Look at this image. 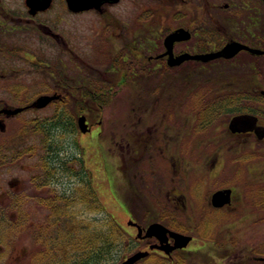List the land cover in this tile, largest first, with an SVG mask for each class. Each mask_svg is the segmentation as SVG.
Listing matches in <instances>:
<instances>
[{"label":"flooded vegetation","instance_id":"obj_1","mask_svg":"<svg viewBox=\"0 0 264 264\" xmlns=\"http://www.w3.org/2000/svg\"><path fill=\"white\" fill-rule=\"evenodd\" d=\"M55 2L51 0L47 7L37 9L34 13L30 11L27 2L26 5L31 15H37L39 12L48 10ZM178 2L187 6L184 12L177 5ZM58 3H61L62 10L68 13L95 11L106 14L99 19H103L108 25L118 24L121 27L125 25V30L129 34L126 33L125 42L117 50L111 52V49L107 48V53L102 54L101 60L104 59L107 62L104 67H97L98 70L95 72L85 71L76 78L70 73L72 65L70 56L64 53L65 48H69V44L63 34L51 33V36L58 40L60 35L64 39L59 45L64 46V50L53 53V56L43 51L36 53L37 50H32L39 54L37 56L33 53L26 54L22 43L16 42L10 46L7 41L2 40L0 35V86L3 84L1 81L4 82L13 69H18L16 64L8 65V60L20 61L23 63L22 66H45L53 77L54 74L56 75V81L50 86V92H42L35 97L29 96L25 101L17 103L19 105L0 104V264H54V247L51 246L50 240L46 241L43 234L36 233V239L33 240L29 253L27 249L23 250L21 255L16 253L18 242L13 241V238L18 237L22 232L23 221L26 222L27 218L38 214L53 216L71 213L81 216L83 215L81 213L86 210L88 169L83 153L80 154L78 161L79 168L75 171V175L79 177L78 187L72 193L70 189L55 190V183L58 184L62 179L60 174L73 173L74 170H70L69 153L59 156V147L54 142L52 130L40 123L38 144L31 145L13 142L7 135H1L6 130L3 118L19 116L25 111L37 110L45 105L41 107L30 105L16 113H8L4 109L29 105L42 94H58V97L49 102L93 105L88 107L91 112L90 117L86 114V109L77 112L76 115L78 117L85 113L90 125L88 132H94L97 136L103 133L104 106L114 103L128 104L129 112L126 117L131 122L129 132L126 135V142L118 144V151L111 154L115 159L113 161L115 165H113L114 168L112 167L113 170L109 171L108 179L113 184L111 193L118 200L119 206L127 212L129 219L136 221L143 228V234L150 222L160 220L153 218L148 222H142L135 213L137 206L131 205L132 200H137L136 196H142L139 190V187L142 189V185L147 188L151 182L152 184L163 183L164 176L160 174L162 171L165 175V170L156 164L155 159L158 157L165 159L166 153L173 147V142L176 150L181 152L183 149L181 125L172 124L175 126V131L168 133L170 125L168 121L176 120V118L178 120L180 116V119L182 117L185 119L187 116L190 121H193L192 138L195 135L197 138L194 139L198 146L205 148L208 153L207 159L199 170L197 166H185L186 159L183 155L176 154L170 167L173 172L168 179L174 182L166 183L167 189L173 187L176 191L182 192L184 191L182 185H187L188 175L205 170L213 182V188L209 193V209L236 213L238 215L234 220L243 221V226L211 225L208 228H210L209 231L211 228L214 230L211 231L212 236L206 238L207 240H199L195 228H173L160 221L169 228L192 235V239L182 247L171 248L174 238L170 234H168V240L162 243L163 247H151L152 244H160L155 235L138 237L133 242L135 246H139L137 250H148V254L138 261L152 257L163 264L165 262L198 264L201 258L200 264H264V241L262 240V227H264V0H228L225 3H219L216 0H157L153 5H147L144 10H140V16H135L134 10H129L124 18L109 15L108 8L119 4L120 0L103 1L98 6L81 10L71 9L67 0H60ZM61 19L63 17L59 13L48 18V21L55 23ZM42 23L45 24V22ZM181 27L188 29L190 36L173 42L171 51L175 56L181 53L198 54L215 51L233 40L240 41L248 47L241 48L232 56H217L209 59L187 57L171 65L166 37ZM216 39L222 40L223 43L216 45ZM153 40H157L159 44L146 45L147 41ZM137 41L138 43L135 44L134 42ZM256 49L261 51L256 52ZM218 59H223L230 65L235 63L234 67L231 66L226 79L207 80L204 83L194 79L197 71L199 73L208 63ZM18 65L21 66V64ZM187 66H190L188 74L192 76V80L188 79L187 74H183ZM73 67L83 69V66L77 63L73 64ZM90 79L92 81H88ZM199 83L205 86L200 87ZM10 85L15 92L22 87L19 82ZM189 99L191 112L189 114L185 112L182 116L178 112V107L180 105L179 109L182 110V103ZM93 112H95L94 115ZM185 130L190 133L188 126ZM200 130L205 131L201 137L199 133H196ZM16 133L19 141L24 140L25 132L22 129ZM190 147L191 145L186 146L188 149ZM25 152L34 159L29 160L30 173L24 181L21 167L27 164L24 162ZM145 161L147 163L143 167L142 164ZM12 168L19 175L8 179L6 173ZM147 170L154 174L151 176V182L148 181L150 178L147 176ZM171 184L172 187H168ZM40 189H47V191L44 194L36 193ZM219 189H229L230 193L222 205H215L212 202V195ZM125 190L134 192L135 195L132 194V198L127 199ZM171 193L168 189L165 193L167 199L176 200L178 197H173ZM185 195L188 202L191 197L189 199L187 192ZM76 200H79L80 211L75 208L72 210L73 202ZM187 204L188 207L187 205L186 207L191 208L194 213L192 199ZM167 207L171 212L163 208L161 212L167 218H172L174 223L179 219L178 212L181 208H186L181 205L178 210L171 205ZM189 215L192 217V212ZM128 224L138 230L136 224ZM36 229L39 230V228ZM40 229L42 231L46 228ZM49 237L55 239L54 232ZM45 243L51 244L52 252L48 250V253H44ZM204 249L206 250L203 252ZM202 253L205 256L201 257ZM63 262V264L70 263L69 250L66 251Z\"/></svg>","mask_w":264,"mask_h":264},{"label":"rangeland","instance_id":"obj_2","mask_svg":"<svg viewBox=\"0 0 264 264\" xmlns=\"http://www.w3.org/2000/svg\"><path fill=\"white\" fill-rule=\"evenodd\" d=\"M55 4H53L48 10L39 12L37 15H31L29 12V7L26 5L25 0H0V35L2 40L7 41L10 46L15 44L16 42L23 44V49L27 52L26 54L33 53L34 55H39L36 53H41L39 51H43L45 54L50 53L53 56L57 51L64 50V46H59L64 38L67 39V43L69 44V48H65L64 53L70 56L71 65V75L76 78L79 74H83L85 71H97L98 68L104 67L107 62L104 59L101 60L102 54H106V49H111L115 51L119 48V46L125 42L126 33H128L124 27L121 25H108L104 23L103 19H99L105 17L106 14H100L95 11H85L80 13H68V11L62 10V4L58 3L60 0H55ZM154 1V2H153ZM219 3H225L228 0H216ZM157 0H120V3L108 8L110 12V16L124 18L128 15L129 10H134L135 16H140V10H144L147 5H153ZM134 5V6H133ZM177 5L184 12L187 6L181 2H178ZM140 12V13H139ZM61 14L63 19L58 22L48 21V18L53 17L57 14ZM45 19V20H42ZM47 19V20H46ZM42 22H45L43 24ZM121 22V21H120ZM57 32L61 35L57 38L51 36V33ZM49 34V36H47ZM129 34V33H128ZM51 39V40H50ZM1 40V39H0ZM135 44L138 43L134 42ZM157 46L159 43L157 40H153L151 42H146V45ZM37 50L36 53L33 51ZM195 59V58H192ZM56 60V57H55ZM46 61V60H45ZM8 65H17L16 68L13 69L9 74L8 78L2 82V86H0V104H9V105H19L17 103H21L27 99L29 96H36L42 92H50V86L54 81H56V75H53L48 71V67H35L33 65L22 66V62L13 60L7 61ZM79 64L83 66V69L79 70V68L73 67V64ZM18 64H21L19 66ZM175 64V63H174ZM235 63L231 65L228 64L227 61L223 59H218L216 61L208 63L206 67H203L201 71H197V76H195V80L199 82H206L207 80L211 81H222L226 79L229 75V70L234 67ZM172 65V64H171ZM19 66V67H18ZM15 68V67H14ZM188 68L190 66L185 67L184 75L188 77V79L192 80V76L188 73ZM82 72V73H80ZM191 77V78H190ZM75 80V79H73ZM19 82L22 84V87L18 90V92L14 91V88L10 85L11 83ZM199 86H205V84L199 83ZM203 90V89H202ZM201 91V90H200ZM190 98V95H189ZM70 104V105H68ZM64 107L67 110L68 115H64V120L68 122L69 126H64L62 124H54L53 122L58 118L54 115L58 112L61 107ZM79 106L73 103H61L60 101L48 102L44 107L39 108L37 110H28L19 116H10L7 118H3L5 124V132L1 135H7L10 137V140L13 142L18 141L20 144L31 145L38 144L39 133L41 129L38 121L42 125H45L47 128L52 130V135L55 144L59 147V156L66 155L69 153V164L71 169L74 170L72 173H61L60 181L55 183V190L63 191L64 189L72 191L78 187V175H75L76 169L79 168V159L80 154L86 159L87 172L88 177L92 181V185L94 189L99 194L100 199L105 205V210L103 211H94L95 208L93 206L90 207L89 215L97 217L99 221L103 219V216L108 215V212H111L116 215V218L120 221V223L125 227L128 233H132L131 235L134 238H138L137 235L138 230L133 228L128 224L129 217L127 216V212L124 211L118 204V200L111 193L112 182L108 179L110 172L113 170L115 159L111 156L115 151H118V144L126 142V135L129 132V122L126 117V114L129 112L128 104L123 103H114L105 105L103 108V133L99 136L94 132H82L77 125V115L72 112V110L77 109ZM191 102L190 99L182 103V110L178 107V112L183 115L189 114L191 112L190 107ZM140 108V106L138 107ZM141 110V109H140ZM87 115L91 114L90 110L86 108L85 110ZM95 112H93L94 115ZM73 114V118H75V126L71 125L70 115ZM90 117V116H89ZM171 120L168 121L169 128L168 133H173L175 131V126L172 124H180L182 128L183 135V149L181 152L173 147L171 151L166 153L165 159L162 157H158L155 159L156 164L165 170V175L161 171V176H164L161 184H152V177L154 174H151L150 170H147V176L150 178L148 181L151 182L147 188L142 185V189L139 190L142 193V196H136L137 200H132L131 205L136 207L135 213L137 217L142 222H148L153 218H157L158 220L168 224L173 228H195V233L199 240H204L208 237L212 236V232L214 231L211 228L212 226L218 225H226V226H243V221L234 220L237 218L238 214L236 213H224L219 211H214L209 209V193L213 188V182L210 176L205 170L204 172H192L189 176V179L186 181L187 185H182V189L187 192L189 195V199L191 197L194 204V213L191 208L188 209V202L191 201L186 200L185 192L176 191L172 184L168 185V188L172 192L171 195L173 197H178L176 200L171 201L167 199V195L165 193L168 191L166 183H173L174 181H170L169 176L172 174L173 170L170 168L172 166L173 160L176 158V154H181L186 159L185 166L189 165L190 167H196L199 169L201 165L205 164L207 159V152L205 148L199 147L198 143L194 138H197L195 135L192 138L193 129L191 124L193 121H190L187 116L182 117V119ZM188 119V120H186ZM74 120V119H73ZM36 125V126H35ZM189 127V132L185 130V127ZM45 128V127H43ZM135 128V127H134ZM22 129L24 133V140L19 141L16 137L17 131ZM130 129H132L130 127ZM195 131V130H194ZM186 132V134H184ZM196 133H199V137L205 133V131L200 130ZM187 145H191L190 149L186 148ZM61 147V148H60ZM203 148V149H202ZM126 149V148H125ZM194 149V150H193ZM28 156V157H27ZM30 154L28 152L24 153V164L22 168V176L23 180H27V176L30 173V164L29 160ZM83 158V157H82ZM34 159V158H33ZM188 160V161H187ZM191 162V163H190ZM145 161L142 165L145 167ZM172 163V164H171ZM74 166V168H73ZM113 167V168H112ZM168 170V171H166ZM200 170V169H199ZM110 171V172H109ZM114 172V171H113ZM157 175L159 171L156 172ZM15 175H19L18 172L15 171L14 168L8 170L6 173V178H12ZM183 176V174H182ZM168 181H167V180ZM23 181V182H24ZM170 181V182H169ZM184 181V179H183ZM25 183V182H24ZM114 188V187H113ZM47 189H40L36 193L44 194ZM131 193V194H130ZM146 193V194H145ZM126 198H132V194L134 192H129L125 190ZM183 196V197H179ZM87 202L89 201L88 195H86ZM187 202H185V201ZM184 201V202H183ZM205 202L207 203L205 205ZM76 204V205H75ZM183 204V205H182ZM73 209L79 210L80 204L79 200L73 202ZM168 205H171L173 208L177 210L180 209V205L186 208H181V213L178 212V220L174 223L172 218H167L164 216V213L161 212L162 208L167 209L168 212H171L170 208L168 209ZM177 206V207H176ZM36 207V206H35ZM85 212L81 213L85 215L87 213V204L85 206ZM187 209V210H186ZM80 211V210H79ZM81 211H84V209ZM42 211H40L41 213ZM45 212V211H43ZM192 212V217L189 213ZM174 219V218H173ZM49 221V217L43 215H37L35 217L27 218V221H23V229L18 237L13 238V241L18 242L17 254L21 255L23 250L27 249L28 253L32 248L33 240L36 239V233L41 235V229L39 226H45ZM25 222V223H24ZM194 224V226H190ZM245 226V225H244ZM36 228H39L37 231ZM262 231V240L264 241V227ZM47 229V228H46ZM172 229V228H171ZM37 231V232H36ZM39 239L40 236H39ZM207 240V239H206ZM205 242V241H204ZM206 243V242H205ZM127 240L124 241L119 247L113 250V254L108 260V264H116L121 259H123L128 254H131L139 248V246H128ZM51 244L45 243L43 246L44 253L48 250H51ZM140 245V244H139ZM58 252L54 254V264H61L62 260L65 259L66 256V247L64 248L63 244L57 249ZM206 249L203 250V252ZM54 251V248H53ZM48 253V252H47ZM44 255V254H41ZM205 256V254H201V257ZM201 259V258H200ZM199 259V261H200ZM198 261V264H200ZM136 263V262H135ZM136 264H163L157 259H153L152 257L146 258L144 260L138 261ZM164 264H168L165 262Z\"/></svg>","mask_w":264,"mask_h":264},{"label":"trees","instance_id":"obj_3","mask_svg":"<svg viewBox=\"0 0 264 264\" xmlns=\"http://www.w3.org/2000/svg\"><path fill=\"white\" fill-rule=\"evenodd\" d=\"M216 45H221L222 40L216 39ZM88 81H92L91 79ZM70 105V104H68ZM91 106H79L77 109L72 110L74 114ZM89 109V108H88ZM64 115H68L67 110L62 106L54 115L57 116L54 124H62L69 126L68 122L64 120ZM69 119L71 125L75 126V118L71 114ZM74 119V120H73ZM40 125V121H38ZM87 195L89 201L87 202V213L85 215H59L48 216L49 221L45 226L39 228H55L43 229L41 234L45 236L46 241L50 240L51 246L54 247V252H58V248L63 244L66 251L70 253L69 264H108V260L113 254V250L119 247L124 241L127 240L128 246L132 247L133 242L136 240L128 231L122 226L116 215L108 212V215L103 216L99 221L97 217L89 215L90 207L95 208L94 211L105 210V205L99 197L98 192L94 189L91 180L87 176L86 179ZM89 203L90 207H89ZM54 232L55 239L49 237ZM83 238V242H82ZM69 240V244L67 241ZM84 243V244H83ZM64 247V248H65ZM66 254V253H65ZM64 259L62 260L63 264Z\"/></svg>","mask_w":264,"mask_h":264},{"label":"water","instance_id":"obj_4","mask_svg":"<svg viewBox=\"0 0 264 264\" xmlns=\"http://www.w3.org/2000/svg\"><path fill=\"white\" fill-rule=\"evenodd\" d=\"M50 1L51 0H26L27 4L30 7V11L32 13H34L37 9L47 7L50 4ZM67 1L71 9L81 10V9H86L92 6H98L103 1H117V0H67ZM189 36H190V32L188 31V29L181 27L178 30L170 33L166 37V45L168 46L167 52L170 54L169 62L171 64L179 63L187 57H197L201 59H209V58L217 57V56H232L237 51H239L241 48L248 47L246 44L240 41L233 40V41L227 42L222 48L215 50V51H210L206 53H198V54L181 53L180 55H176V56L173 55L171 51L173 42L177 39L188 38ZM255 51L260 52L261 50L256 49ZM56 97H58V94H51V95L42 94L33 103L29 105L17 106L14 108L7 107L4 110L8 113H16L30 105L41 107V106L46 105L49 101H51L53 98H56ZM77 125L82 132H87L90 130V125L87 121V116L85 113L78 115ZM229 193H230L229 189H219L215 191L212 195V202L215 205H222L224 201H226V198L228 197ZM128 223H134L138 226L137 235L139 237L155 235L159 239L160 244H152L151 247L153 246L163 247L162 243L168 240V234H170L174 238V243L173 245H171V248L182 247L186 245L192 239V235L175 230V229H171L160 221L150 222L145 227L146 231L144 232V234L142 233L143 228L136 221H132V219L130 218L128 219ZM147 254H148L147 249H144V250L139 249L131 254H128L116 264H134L141 257H144Z\"/></svg>","mask_w":264,"mask_h":264}]
</instances>
